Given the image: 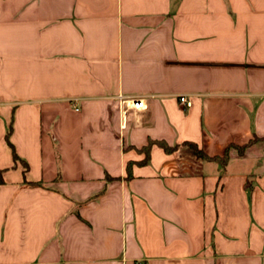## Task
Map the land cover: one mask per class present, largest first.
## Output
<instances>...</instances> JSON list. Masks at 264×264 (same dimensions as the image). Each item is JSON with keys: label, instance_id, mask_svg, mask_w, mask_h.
<instances>
[{"label": "crops", "instance_id": "1", "mask_svg": "<svg viewBox=\"0 0 264 264\" xmlns=\"http://www.w3.org/2000/svg\"><path fill=\"white\" fill-rule=\"evenodd\" d=\"M0 172V264H264V0H0Z\"/></svg>", "mask_w": 264, "mask_h": 264}, {"label": "trees", "instance_id": "2", "mask_svg": "<svg viewBox=\"0 0 264 264\" xmlns=\"http://www.w3.org/2000/svg\"><path fill=\"white\" fill-rule=\"evenodd\" d=\"M8 135H9V132H7L6 140H8ZM153 144H155V143L149 142V144L147 146H145L141 149V151L143 153H145V159L143 160V163H145L148 160L149 150ZM157 145L159 147H161L166 153H171V152L175 151L177 148L176 146L175 147H169L165 143H162V142H158ZM184 145L187 146L192 151L193 155L196 158L201 159L202 161L217 162L222 166L226 165V163L228 161V156H227L228 148L226 149V151L222 157H218V156L210 157V156L206 155L201 149L198 148L197 145H195L193 143H185ZM231 147L237 149L239 154H242V152L245 148V147H236V146H231ZM12 152H13V162L14 163L19 162L20 160L17 157V155L15 154L14 150H12ZM25 168H26V166H25ZM126 171L127 172L130 171L129 166H127ZM1 183H2V180H1V172H0V184ZM26 184L28 186H41V184H39V183H26Z\"/></svg>", "mask_w": 264, "mask_h": 264}, {"label": "built area", "instance_id": "3", "mask_svg": "<svg viewBox=\"0 0 264 264\" xmlns=\"http://www.w3.org/2000/svg\"><path fill=\"white\" fill-rule=\"evenodd\" d=\"M118 107L120 110V117H121V128L125 127V118L128 110H142L144 109V103L140 99H132L128 97H118ZM179 105L190 108L191 107V101L186 96H181L178 98ZM75 105H73L74 107ZM75 111H78V109L75 107Z\"/></svg>", "mask_w": 264, "mask_h": 264}]
</instances>
